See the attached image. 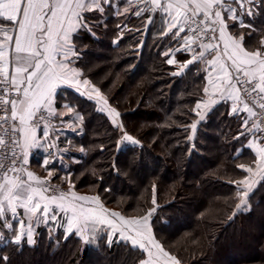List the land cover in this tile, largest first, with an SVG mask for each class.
Instances as JSON below:
<instances>
[{"label": "trees", "instance_id": "trees-1", "mask_svg": "<svg viewBox=\"0 0 264 264\" xmlns=\"http://www.w3.org/2000/svg\"><path fill=\"white\" fill-rule=\"evenodd\" d=\"M116 3L121 12L127 6L125 0ZM84 15L96 35L84 30L74 34L82 55L72 66L120 113L116 124L122 129L97 101L72 87L59 88L56 106L67 105L80 115L64 116L78 122V130L69 132L74 143L66 153L72 158L66 172L75 189L99 196L127 219L155 208L149 220L153 234L180 264H264V176L247 206L235 208L239 189L234 181L252 177L260 146L247 135L237 139L240 117L247 114L230 115L231 103L219 102L200 120L193 110L205 96L206 72L199 61L184 67L190 53L163 55L179 44L171 34L163 35L160 15L151 24L149 12L117 16L106 9L102 16ZM243 19L255 27L227 20L229 30L243 36V45L254 51L264 39V14ZM168 59L176 62L168 65ZM125 131L138 143L124 141ZM240 164L251 166L253 173L238 168ZM52 178L58 180L56 174ZM36 233L33 246L0 242V256L9 257L7 264H136L147 258V252L117 235L109 246L105 226L87 243L75 231L49 225L39 226Z\"/></svg>", "mask_w": 264, "mask_h": 264}, {"label": "snow or ice", "instance_id": "snow-or-ice-1", "mask_svg": "<svg viewBox=\"0 0 264 264\" xmlns=\"http://www.w3.org/2000/svg\"><path fill=\"white\" fill-rule=\"evenodd\" d=\"M125 3L127 6L123 7L121 12L116 0H0V25L7 22L13 33L9 34L7 27L0 26V35L3 36V39H0V85L4 86L5 92L11 87L22 97L3 101L4 105L11 104V120L16 121L18 117V126L10 125L4 130L7 141L0 137V146L6 151L3 160H0V228L11 232L13 245L20 246L26 241L28 246H33L36 244L34 235L38 234L36 229L41 225L47 226L50 222H56L58 216L63 213L60 226L66 233L71 234L75 229L76 234L80 235L85 233L89 226L94 232L97 225H106V239L110 246L113 243V235L119 232L121 239L130 241L132 248L147 252V258H139L136 264H180L153 234L149 220L156 211L155 208L138 219H127L121 213L109 211L100 204L99 196L77 195L71 190V186L68 192L61 191L59 195L48 196L44 194L50 190L46 181L37 178L36 184L41 186L33 187L30 181L34 174L31 171L27 172L28 181L22 180L19 175L29 163V149L44 147L36 135L37 128L41 126L40 121L46 119L44 113L57 117L63 115L53 107L59 84H71L77 90L81 83L89 84L87 79H77L81 72L72 67L82 55L74 43V34L84 30L93 37L96 35L84 13L98 12L102 16L106 9H112L117 16L130 11L136 17H142L146 12L159 11L164 14L162 19L167 31L163 35L171 34L179 46L169 48L163 55L190 53L191 58L184 64L185 68L196 61L204 62L211 68L208 84L219 98L197 102L193 111L211 109L212 105L219 102L231 101L230 115L240 117L241 112L246 113L247 115L240 117L242 130L237 139L251 134L259 143L254 175L264 176V128L260 127L264 119H261L260 123L252 119L260 118L264 114V39L256 50H246L233 36H226L229 25L222 15L227 14V19L235 21L241 28L253 29L254 24H246L243 17L246 15L249 20H253L264 14V0H135L134 8L133 0H125ZM142 4L146 6L140 7ZM234 4L238 6L239 13L237 7H233ZM153 22L154 18L148 16V23ZM95 26L98 27L99 24ZM117 27L120 28V25ZM182 33L186 34L181 36ZM243 39L241 36L240 41ZM197 41L199 51L193 47ZM208 56L214 58L208 59ZM221 59H224L223 63H220ZM166 62L173 65L176 61L168 59ZM214 73L217 74L215 79L212 78ZM241 88L245 96L251 98V103L242 99ZM203 92L207 95L209 87L206 86ZM99 95L97 92V96ZM257 106L259 111L256 110ZM113 115V124L122 129V125L116 124L115 121V117H119L120 113L113 109ZM204 118L200 115L201 121ZM0 123L6 124L8 119L5 118ZM68 126L71 127V124ZM48 127L47 123L44 124L43 136L47 147L52 148L55 147V141L47 139ZM196 128L197 125L193 123L192 131L195 132ZM122 135L124 140L138 143L126 131L122 132ZM48 155L54 154L49 152ZM52 162L55 163V160ZM48 164L49 160L45 159L43 165ZM237 167L253 173L251 166L240 164ZM9 173L13 175L10 176ZM51 175L50 171L49 176ZM234 183L239 189L236 193L239 203L235 204L239 211L247 206L251 195H254L256 181L245 177ZM84 202L96 204L97 208H86ZM152 203H156L155 198ZM53 204L55 208L52 207ZM15 224L19 225L18 230L14 227ZM4 239L5 231H0V240ZM85 242L89 241L86 239ZM8 259V256H0L4 264H7Z\"/></svg>", "mask_w": 264, "mask_h": 264}, {"label": "crops", "instance_id": "crops-1", "mask_svg": "<svg viewBox=\"0 0 264 264\" xmlns=\"http://www.w3.org/2000/svg\"><path fill=\"white\" fill-rule=\"evenodd\" d=\"M133 3H134V6H135V0H133ZM145 6L146 5H143V4L140 5V7H145ZM148 6H150V5H148ZM233 7H237L238 13H239L238 6L234 4ZM157 13L158 14H156V12L155 13L149 12V16L156 17L157 15H160L161 18H162V16L164 15V14L160 13L159 11ZM222 15H224V17H225L226 20H228L227 19V14H223L222 13ZM3 26H5V25H3ZM8 31H9V34H13L12 33V28L8 29ZM166 31H167V28H166V25H165V32ZM217 35H218V33H217ZM227 35L233 36L238 42L241 43V46L244 47L242 41H240V39L236 38L233 35V33H231V31L229 30V28L226 31V36ZM0 39H3V36L2 35H0ZM220 48H221V51H222V44H221ZM199 50L200 49L197 48V51H199ZM246 50H248V49H246ZM213 58L214 57H212V56H208V59H213ZM223 62H224V59H221L220 60V63H223ZM200 63H201L202 68L206 72L207 87H209V93L207 95H205L204 98L201 101H199V102H207V101H211L213 99H218L219 97L214 94V90L208 84V81H209V72L211 71V68H210L209 65H207L204 62H200ZM11 71H12V67L10 66V72ZM216 75L217 74L214 73L213 76H212V78L215 79L216 78ZM9 79H11V77H9ZM65 84L66 83H60L59 84V86L57 87V90H56V94H57V92H58V90H59L60 87L66 86ZM81 88H82V86H81ZM19 98H22L20 93H19L17 99H19ZM55 102H56V95L54 96V104H53V107L55 108V110L57 112H62L63 113V115L58 116V117L57 116H53L54 121H55V126L54 127H48L49 137L47 139L48 140L55 141V147H52V148H48L47 147L46 139L43 136V127L44 126H40L39 128H37V130H36L37 138L41 141V143L44 145V147H37V148H31V149H29V157H28L29 163L28 164L31 166V169L25 170L24 172H22V174H20V178L22 180L28 181L29 178L27 176V172L28 171H31L34 174L32 180L30 181L32 183V186L33 187H39V186H41V185L36 184V179L37 178L39 180H41V181H44V179H46L48 177H53L55 174H56V176H58V180H61V181L63 180V182H64L66 180V178H67V172H66L67 171V164L70 161H72V158L69 157L66 154L68 151H70L71 145L74 142L71 139V135H69V132H70V130L72 131V128L68 126L70 124V123H68L69 120L68 119H65L64 116H66V114L73 113V118H76V117L79 118V116H78L79 114L76 113V112H73L72 110L69 111V106L66 107V105H64L61 109H59L56 106V103ZM229 102L232 104L231 101H229ZM213 106L214 105H212L211 108ZM200 110L202 112H198L199 118H200V115H203L204 116L205 113L207 111H209L210 109H208V108H202ZM17 121H18V117H17ZM46 148H47V151H45ZM49 152L53 153L54 155L53 156H49L48 155ZM45 159H48L49 160V164L47 166H44L43 165V161ZM53 160H55V163L52 162ZM50 171L52 172V175L51 176H49V172ZM11 175H13V174H11ZM75 193L77 195H84V196L93 197V195H85V194H81V193H79L77 191ZM44 194L45 195H48V196H51V195H59V193L52 194L51 192H47V193H44ZM52 207L55 208V204H53ZM84 207H86V208H88V207L97 208V205L96 204H89L87 202H84ZM20 212H21V215H22V210H20ZM62 217H63V213H61L58 216V219H57L56 222H50L49 223L50 228L51 229H53V228H56L57 229L59 227L60 228H63V227L60 226L61 218ZM24 219L26 220V218H24ZM64 222L66 223V221H64ZM117 223H118V221H117ZM102 226L107 227L106 225H97V230L94 231V232L91 230V226H89L88 229L86 230V232L80 234V236H82V238L88 239L91 234H95L98 231L99 227H102ZM14 227L17 230L19 229V225L18 224H15ZM0 231H5V239L4 240H0V242L6 241V240H9V239L11 240V232H8L6 230H3L2 228H0ZM36 231H37V229H36ZM74 231H75V229H74ZM125 235H127V233H125Z\"/></svg>", "mask_w": 264, "mask_h": 264}, {"label": "built area", "instance_id": "built-area-1", "mask_svg": "<svg viewBox=\"0 0 264 264\" xmlns=\"http://www.w3.org/2000/svg\"><path fill=\"white\" fill-rule=\"evenodd\" d=\"M150 7V6H148ZM153 13V12H151ZM186 33H182L181 35H185ZM209 35H211V33H209ZM199 44V41H197V44H195L196 46H198ZM10 81V79H9ZM239 87V86H238ZM4 86L3 85H0V122H2L5 118L8 119V123L6 124H3V123H0V137L4 138L6 141L8 139L7 137V134L5 133V129L9 128L10 125H13V126H18V121H12L11 120V104H7V105H4L3 104V101L4 100H11V99H16L19 95V93H17L15 91V89L9 87L8 91L5 92L4 90ZM240 95L242 97V99H245V100H248L250 103H251V98L250 97H247L245 96L244 92H243V89L241 88L240 89ZM257 111H259L258 109V106H257ZM44 115L46 116V119L45 120H42L40 121V125L41 126H44V124H48L49 127H54L55 126V121H54V118L53 116H48L47 113H44ZM39 118V114L37 115V119ZM254 120H256L257 123H260V120L261 119H264V114H262L260 116V118H252ZM251 122V121H250ZM260 127L261 128H264V123H260ZM257 135H259V133H257ZM17 153L19 154L20 153V150L19 148L17 147ZM6 155V151L4 149L3 146H0V160H3L4 156ZM24 169L25 170H28V169H31V166L28 164V165H25L24 166ZM24 170V171H25ZM13 173H9V175H11ZM22 174V173H19V175ZM44 181L47 182V186L50 187V192L52 191L51 189H55V191H59L62 190L56 183V182H53V180L49 179V178H46L44 179ZM55 191H52V192H55Z\"/></svg>", "mask_w": 264, "mask_h": 264}, {"label": "rangeland", "instance_id": "rangeland-1", "mask_svg": "<svg viewBox=\"0 0 264 264\" xmlns=\"http://www.w3.org/2000/svg\"><path fill=\"white\" fill-rule=\"evenodd\" d=\"M85 14V13H84ZM232 33V32H231ZM234 34V33H233ZM235 36V35H234ZM236 38H237V36H235ZM238 39H240L239 37H238ZM193 47H196V48H199L198 46H196V45H194ZM245 47V46H244ZM246 48V47H245ZM247 49V48H246ZM77 79H79V80H84V79H82L81 78V76L80 77H77ZM66 86H69V87H72V88H75L74 86H72L71 84H65ZM81 86H82V88H81ZM81 86H80V88H79V90L78 91H81V92H83V94L84 95H87L88 97H90L91 99H93V100H95V101H97V103H98V105H100L101 106V108H103L106 112H108L109 114H110V116L114 119V115H113V108H111L110 107V105L108 104V101H107V99H106V97L105 96H103V94L100 92V90L99 89H97L94 85H92L90 82H89V84L88 85H83L82 83H81ZM76 90H77V88H75ZM97 92H99V96H97ZM17 99V98H16ZM197 110V112H202L200 109L198 110V109H196ZM80 116V115H79ZM198 117H199V115H198ZM71 119H73L72 117H71ZM76 119H79V118H76ZM76 119H74V121H72V123H71V121H70V119H68L70 122H68V123H70L71 124V128H72V132L73 131H76V130H78V128H77V124H78V122H77V120ZM115 121L117 122L118 121V117H115ZM73 129H75V130H73ZM247 136H249V138L252 140V141H255V139H254V137L251 135V134H246ZM134 140V139H133ZM124 141H126V140H124ZM135 141V140H134ZM126 142H129V141H126ZM74 143V142H73ZM72 143V144H73ZM129 143H132V142H129ZM255 143L258 145L259 143L258 142H256L255 141ZM75 145L76 144H74V147H75ZM71 147H72V145H71ZM256 170V169H255ZM254 173H255V171H254ZM254 173H253V175H252V177H249V179L250 180H255L256 182H257V180L261 177V175H254ZM49 179H51V180H53V182H56V183H58L57 185L62 189V190H60V192L61 191H63V192H68L69 191V188H70V186H71V190L72 191H74V192H76L77 190L75 189V186H74V182L73 181H71L70 180V175H67V178H66V180L63 182V180L61 181V180H54V179H52V177H48ZM50 192V191H49ZM59 191H55V192H52L51 191V193L52 194H57V193H60ZM77 192H79V191H77ZM79 193H81V192H79ZM81 194H85V193H81ZM85 195H87V194H85ZM94 196H97V195H94ZM99 203L100 204H102L104 207H106L109 211H115L114 209H112L109 205H106L105 203H103V202H100L99 201ZM118 224V223H117ZM60 228V227H59ZM54 230L56 229V228H53ZM114 235H117L118 237H120L121 238V236H120V234H119V232H117V233H115ZM114 235H113V237H114ZM80 236V235H79ZM82 237V236H81Z\"/></svg>", "mask_w": 264, "mask_h": 264}]
</instances>
